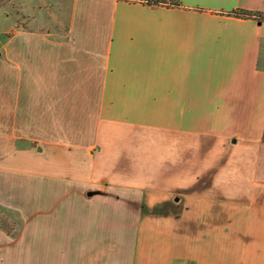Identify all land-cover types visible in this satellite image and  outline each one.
<instances>
[{"label": "crops", "instance_id": "1", "mask_svg": "<svg viewBox=\"0 0 264 264\" xmlns=\"http://www.w3.org/2000/svg\"><path fill=\"white\" fill-rule=\"evenodd\" d=\"M179 1L70 0L62 37L8 27L0 176L26 193L0 247L36 242L67 264H264V0ZM123 199L130 214L107 212Z\"/></svg>", "mask_w": 264, "mask_h": 264}, {"label": "rangeland", "instance_id": "2", "mask_svg": "<svg viewBox=\"0 0 264 264\" xmlns=\"http://www.w3.org/2000/svg\"><path fill=\"white\" fill-rule=\"evenodd\" d=\"M69 6L70 0H0V52H3L2 43L5 38L9 37L8 27L11 25L13 28L40 30L50 32L55 37H62L67 30ZM10 145L12 143L0 140V168L4 167V155L8 151L6 147ZM9 181L0 176V229L7 236L15 238L19 231L20 192L26 193V190H21L20 179ZM141 183L145 184L146 181H141ZM31 192L33 191L29 193ZM62 194L64 192L59 196H63ZM121 197L127 198L129 195L123 193ZM127 201L129 200L123 199L118 208L108 205L107 212L130 214L131 208L127 206L129 204ZM70 209L68 205H57L51 213H68ZM81 209H83L81 206H77L76 212ZM64 236L65 234L60 238L61 243ZM46 246L48 248V244ZM44 249L46 250V247ZM0 264H67V257L61 253L43 252L37 249L36 242L32 243L27 240L21 242L19 239L16 243L0 247Z\"/></svg>", "mask_w": 264, "mask_h": 264}, {"label": "trees", "instance_id": "3", "mask_svg": "<svg viewBox=\"0 0 264 264\" xmlns=\"http://www.w3.org/2000/svg\"><path fill=\"white\" fill-rule=\"evenodd\" d=\"M146 3L148 4H152V5H160V4H172L175 6H179L180 5V1L179 0H145ZM228 14H235V15H239V16H243V17H252L255 15H260L261 13L258 11H248V10H243V9H236V10H232L227 12Z\"/></svg>", "mask_w": 264, "mask_h": 264}]
</instances>
